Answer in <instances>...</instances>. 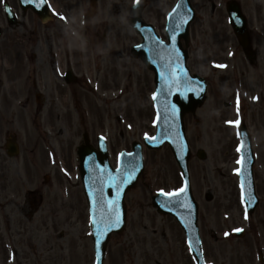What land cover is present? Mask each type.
<instances>
[{"label":"rangeland","instance_id":"obj_1","mask_svg":"<svg viewBox=\"0 0 264 264\" xmlns=\"http://www.w3.org/2000/svg\"><path fill=\"white\" fill-rule=\"evenodd\" d=\"M1 1L0 264H94L75 153L81 136L88 131L93 142L97 135L103 136L115 166L120 151L129 150L132 141L155 133L153 75L129 56V48L140 41L124 19L131 1L112 9V13L108 12L111 5H103L90 35L84 30L81 17L76 19L77 11L74 23L54 19L47 24L27 12L20 18L24 25L11 29L1 12ZM237 1L248 29L255 31L251 34L257 40L253 42L256 46L260 38L261 42L264 40L258 23L264 6L260 13L258 0ZM8 2L19 12L16 0ZM191 2L196 18L190 29L187 66L208 83L205 104L185 118L204 260L206 264H260L258 254L264 250V96L259 102H252L259 93L254 68L244 70V86L241 80L234 81L228 72L220 74L215 68L263 66V61L257 58L252 65L246 61L226 23L224 4L215 8V16L211 17L209 0ZM70 8L74 14L73 6ZM146 12L151 14L149 22L164 38L163 11L158 15L153 4L148 3ZM100 18L103 25L118 31V40L107 46L100 42L103 28L96 31ZM66 65L84 75L83 83L85 76L89 85L96 83L102 97L96 101L81 82L68 91L64 89L56 77ZM34 79L46 82L39 86L44 96L39 102L41 108L36 107ZM238 93L239 104L234 101ZM228 102L231 107L226 108ZM239 115L250 132L255 155L254 180L260 206L252 216L244 212L235 171L238 137L233 123L229 125ZM223 118L229 119V129L223 124L218 127ZM5 135L16 136L19 156H5ZM198 148L206 151L205 161L195 157ZM144 160L141 180L127 195L126 230L111 237L104 264H195L179 226L173 218L157 214L151 204L152 195L181 185L173 157L164 147L159 151L145 150ZM235 229H244V236L233 237L231 232Z\"/></svg>","mask_w":264,"mask_h":264},{"label":"water","instance_id":"obj_2","mask_svg":"<svg viewBox=\"0 0 264 264\" xmlns=\"http://www.w3.org/2000/svg\"><path fill=\"white\" fill-rule=\"evenodd\" d=\"M20 6L23 10L31 9L43 22L49 19V14L45 4L37 7L34 3H25L20 0ZM234 28L241 32L243 27H239L240 13L238 9L231 8ZM194 12L190 8L188 0H179L169 16L166 33L168 43H163L155 35L151 26H145L138 15L131 21V25L142 37V43L134 48L135 56L141 58L148 69L154 72L155 94L154 104L156 108L157 132L155 140L145 138L144 142L148 148L159 149L164 142H167L174 154L175 160L182 171L184 177L183 193L178 195V201H173L170 196L153 198L154 206L159 212L173 215L185 231L187 243L190 250L197 259V264H204L201 254L200 240L198 237L197 205L191 196L187 161L188 147L184 136L183 117L188 112H193L195 108L201 105L205 97V82L197 76H190L185 66L187 54L182 50L180 40L184 39L185 46L188 44L189 24L193 20ZM242 20V19H241ZM187 73L188 81L181 78ZM241 141L244 142V155L247 156V163L244 166L243 174H239L240 181L244 182V196L247 200L246 209L253 212L257 205V199L253 190L252 183V164L253 157L250 147V140L244 127H240ZM133 152L130 154L122 153L120 155L119 167L112 170L108 163V156L105 142L100 138L98 141V151L88 145L87 139L85 145L78 150L79 172L85 189V196L88 201L90 219L94 214L93 205H96L95 215L101 214L99 201L116 200L117 189L115 184L131 170V165H136L135 178L130 183L123 185L120 189L119 214L121 222L119 227L111 229L97 243V227L92 225V238L94 241V250L96 256L95 264H102L107 239L112 232H121L124 227L123 197L126 191L135 186L139 175L143 170L141 146L138 143L132 144ZM9 155L17 153V147L10 145L8 147ZM199 157L204 158L200 152ZM102 189V192H101ZM250 197V199H249Z\"/></svg>","mask_w":264,"mask_h":264},{"label":"snow or ice","instance_id":"obj_3","mask_svg":"<svg viewBox=\"0 0 264 264\" xmlns=\"http://www.w3.org/2000/svg\"><path fill=\"white\" fill-rule=\"evenodd\" d=\"M25 3H34L37 7L43 6L47 3V0H24ZM137 3H139V0H136ZM59 15V13H57ZM66 19V17H62ZM219 67H225V65H219ZM183 81H188L187 73L184 74V76L181 78ZM153 99H156V94H153ZM237 103L239 104V93L237 94ZM229 123H235V125L240 126L241 122L239 120L232 122L229 121ZM239 134V133H238ZM151 140H155V137H149ZM244 149L245 145L244 142L241 141V143L237 147V152L240 153V159L237 160V164H239L241 167L235 169V171L239 174H243V169L245 164L247 163V156L244 155ZM135 171H136V165H131V170L119 181V183L115 184V187L117 189L116 200H108V201H99L100 208H101V214L99 216L95 215V212L97 211L96 205H93V211L94 214L91 217V224L94 227H97V231L94 234L97 239V243L100 242V240L113 228L119 227L121 222V217L119 214V197H120V189L123 185H126L131 182L132 179L135 178ZM185 191L184 188H181L178 190V193H183ZM102 192V189H101ZM161 194L170 196L173 198V201H178V195L174 193H165L164 190H161ZM241 199L245 202V205L247 206V200L244 196V182H241ZM250 199V197H249ZM235 231H240V229H236ZM227 235V233H226Z\"/></svg>","mask_w":264,"mask_h":264},{"label":"flooded vegetation","instance_id":"obj_4","mask_svg":"<svg viewBox=\"0 0 264 264\" xmlns=\"http://www.w3.org/2000/svg\"><path fill=\"white\" fill-rule=\"evenodd\" d=\"M51 1V5L53 6L54 9L57 10V12L60 14H62V17H66L67 21L70 22H75V11H79L80 7H85L87 5V3L89 4V0H50ZM135 2V0H133ZM169 1L170 0H144L143 5L144 8L146 10L147 8V4L148 3H152L153 4V10L155 13H157L158 15L160 14L161 11H165L167 10V7L169 5ZM126 2V0H96V4L97 7L100 4L101 8L103 5H105L106 3L111 5L110 8H108V12L112 13V9H118V7H122L123 4ZM71 6H73L74 9V14H72L71 11ZM97 12V11H96ZM77 16V13H76ZM145 18L147 20H149V18L151 17V14H146L144 15ZM102 17V16H101ZM103 18V17H102ZM64 19V18H62ZM101 19V18H100ZM104 20L101 19L100 21V26L96 27L97 28V33H99L101 31V29L103 28V35H104V40H105V44L108 43H112L114 42V39L118 40V36H117V32L115 29H113L111 26H108V24H102ZM117 44V43H115ZM247 69L248 67L245 66ZM246 70V69H245ZM255 70H256V76H257V80H258V86H260L261 91H263L264 93V66H255ZM246 76V74H245ZM75 82L76 80L73 79ZM34 87H37V83H34Z\"/></svg>","mask_w":264,"mask_h":264}]
</instances>
